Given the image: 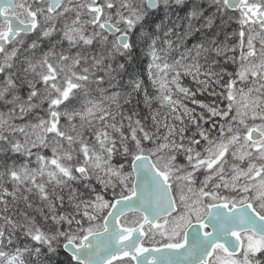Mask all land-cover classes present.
Wrapping results in <instances>:
<instances>
[{"label": "snow or ice", "instance_id": "6c2138e0", "mask_svg": "<svg viewBox=\"0 0 264 264\" xmlns=\"http://www.w3.org/2000/svg\"><path fill=\"white\" fill-rule=\"evenodd\" d=\"M0 264H264V0H0Z\"/></svg>", "mask_w": 264, "mask_h": 264}, {"label": "trees", "instance_id": "16d2710c", "mask_svg": "<svg viewBox=\"0 0 264 264\" xmlns=\"http://www.w3.org/2000/svg\"><path fill=\"white\" fill-rule=\"evenodd\" d=\"M233 28H236V25L235 24H233ZM200 98L207 100V98H211V97H200Z\"/></svg>", "mask_w": 264, "mask_h": 264}, {"label": "flooded vegetation", "instance_id": "af4514ba", "mask_svg": "<svg viewBox=\"0 0 264 264\" xmlns=\"http://www.w3.org/2000/svg\"><path fill=\"white\" fill-rule=\"evenodd\" d=\"M212 98H207L206 102H210Z\"/></svg>", "mask_w": 264, "mask_h": 264}]
</instances>
